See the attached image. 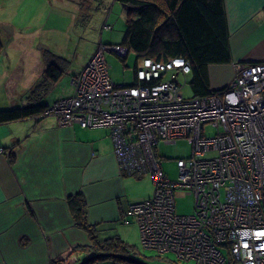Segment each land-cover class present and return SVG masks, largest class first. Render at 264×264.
<instances>
[{
    "label": "built area",
    "instance_id": "built-area-1",
    "mask_svg": "<svg viewBox=\"0 0 264 264\" xmlns=\"http://www.w3.org/2000/svg\"><path fill=\"white\" fill-rule=\"evenodd\" d=\"M108 49L124 53L117 44L98 46L71 76L72 94L42 115L59 125L108 128L120 171L151 174L153 196L124 214L136 219L144 248L174 254L175 264H264V60L234 63L223 87L184 97L178 75L189 66L182 58H141L137 84L118 86L104 57ZM206 124L216 131L205 134ZM179 138L191 142L192 154L176 159L172 181L156 149ZM176 190L193 194L191 214L176 212Z\"/></svg>",
    "mask_w": 264,
    "mask_h": 264
},
{
    "label": "crops",
    "instance_id": "crops-1",
    "mask_svg": "<svg viewBox=\"0 0 264 264\" xmlns=\"http://www.w3.org/2000/svg\"><path fill=\"white\" fill-rule=\"evenodd\" d=\"M18 3L0 0V109L7 107L6 100L8 106L16 104L14 78L23 77L18 65L1 58L5 38L13 32L3 26L11 24L14 14L23 13L17 11ZM224 7L231 62L209 65L211 90L233 76L234 63L264 60V0H224ZM45 68L43 64L40 73L28 78V84L34 80L29 88ZM209 69H215L211 75ZM72 92L70 82L68 89L45 103ZM0 147L8 150L0 153V264H50L65 256L63 262L73 264L88 254L92 240L76 225L67 201L70 195L82 193L86 221L95 234L101 224L120 223L130 204L144 200L132 178L144 173L120 171L108 128L59 125L52 115L27 117L0 123Z\"/></svg>",
    "mask_w": 264,
    "mask_h": 264
},
{
    "label": "rangeland",
    "instance_id": "rangeland-1",
    "mask_svg": "<svg viewBox=\"0 0 264 264\" xmlns=\"http://www.w3.org/2000/svg\"><path fill=\"white\" fill-rule=\"evenodd\" d=\"M16 9L17 11L22 9L23 13L14 14L11 24L5 25L10 28V33L12 30L13 32L6 35L5 49L1 57L6 58L7 64L18 65L19 73H23L20 79L14 78L12 90L16 94L14 97L16 106L26 103L29 87L34 81L32 78V82L28 84V78L40 73L39 69L43 64L46 66L48 61L55 66H61L60 62L65 64L56 86L42 95L41 101L46 102L55 99L58 94L68 89L70 75L81 69L98 46L102 43L121 44L125 33L126 13L122 3L117 0H19ZM104 55L112 81L115 84L132 83L136 59L134 51L128 50L123 61L108 50H105ZM62 59L64 61H61ZM209 70L211 75L215 69ZM190 79V73L178 75L184 97H192L188 84ZM5 105L14 106H8L7 100ZM215 131L213 126L206 124L205 134L211 135ZM156 153L160 157L164 173L174 181L178 177L176 159L191 156V142L187 138H179L171 143L159 141ZM211 155L212 152H207L204 157ZM132 178L135 180V186L140 190L141 198L153 196L154 183L149 172L144 173L141 178L135 176ZM174 203L178 214H191L194 196L184 190H176ZM95 236L96 242L107 238H118L120 241L115 240L116 243L131 249L128 254H124L122 252H126L127 249L122 250L118 246L116 251H108L109 253L124 254L151 264H174L172 262L174 254L157 256L156 251L142 246L139 225L133 216H125L120 223L107 222L99 225ZM90 249L91 252L101 251H96L93 241ZM121 263L122 260L109 255L93 260L89 264Z\"/></svg>",
    "mask_w": 264,
    "mask_h": 264
},
{
    "label": "trees",
    "instance_id": "trees-1",
    "mask_svg": "<svg viewBox=\"0 0 264 264\" xmlns=\"http://www.w3.org/2000/svg\"><path fill=\"white\" fill-rule=\"evenodd\" d=\"M117 1L130 6L129 9H125V33L121 44L106 45L117 44L126 48L127 52L133 50L135 53L134 80L132 83L124 85L137 84L135 70L136 62L139 59L153 58L166 61L177 57L182 58L189 66L191 79L188 84L192 97L206 96L214 91L211 90L209 84V65L231 62L229 28L224 0ZM125 56L119 57L123 61ZM60 64L61 66H55L51 61H48L41 78L30 88L26 103L0 109V123L43 116L42 113L48 104L42 102L41 98L61 77L65 64L63 62ZM152 83L150 81L147 85ZM122 173L124 175H139L136 171H123ZM67 201L76 225L88 232L96 251L101 250L109 253L108 251H116L118 246L122 250L127 249L126 252H122L124 254L131 251L127 246L116 243L115 240L118 238H107L96 242L94 226L87 224L86 221L84 199L81 192L70 195ZM110 257L113 256L110 255ZM113 258L121 261L117 257ZM172 262L175 264L174 260ZM50 264H64V262L62 257H59L55 263L51 261ZM121 264L134 263L122 260Z\"/></svg>",
    "mask_w": 264,
    "mask_h": 264
},
{
    "label": "water",
    "instance_id": "water-1",
    "mask_svg": "<svg viewBox=\"0 0 264 264\" xmlns=\"http://www.w3.org/2000/svg\"><path fill=\"white\" fill-rule=\"evenodd\" d=\"M124 9H129L130 6H127V5H124L122 4ZM3 28L5 30H8V27L7 26H3ZM109 52H113L115 53L116 55L118 56H125V53L127 52V49L124 48V53H120L116 50H113V49H108ZM253 62H257V60H254V61H249V63H253ZM118 86H122L124 85L123 83H120V84H117ZM109 255L113 256V257H117L121 260H124V261H128V262H131V263H134V264H151V263H148V262H144L142 260H139L137 258H133V257H130V256H127V255H124V254H118V253H105V252H89L85 257H83L82 259L80 260H76L73 262V264H85V263H88V262H91L95 259H98V258H105V257H108ZM66 257V256H65ZM65 257L62 258V260H65ZM67 264H71V263H67Z\"/></svg>",
    "mask_w": 264,
    "mask_h": 264
},
{
    "label": "flooded vegetation",
    "instance_id": "flooded-vegetation-1",
    "mask_svg": "<svg viewBox=\"0 0 264 264\" xmlns=\"http://www.w3.org/2000/svg\"><path fill=\"white\" fill-rule=\"evenodd\" d=\"M90 262H88V263H85V264H89ZM64 264H67V262L66 261H64Z\"/></svg>",
    "mask_w": 264,
    "mask_h": 264
}]
</instances>
